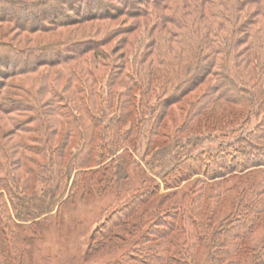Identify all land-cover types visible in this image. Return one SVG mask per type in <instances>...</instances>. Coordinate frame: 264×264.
<instances>
[{
  "label": "trees",
  "instance_id": "trees-1",
  "mask_svg": "<svg viewBox=\"0 0 264 264\" xmlns=\"http://www.w3.org/2000/svg\"><path fill=\"white\" fill-rule=\"evenodd\" d=\"M120 17L131 23L114 47L124 27L63 36L67 28ZM134 33L137 42L130 40ZM88 52L113 69L107 98L92 87L85 93L46 83L41 69L61 67L57 79L65 71L74 76L73 63ZM35 74L28 80L42 81L39 89L4 82ZM116 84L125 89L116 92ZM1 112L22 115L12 116L17 127L3 134L17 137L0 139V222L9 221V202L21 220L51 212L70 172L76 171L72 192L107 146L115 155L120 145L136 148L147 136L165 188L196 180L175 203L172 219L158 220L163 229L149 227L137 242L143 258L123 261L175 263L187 243L196 250L197 227L213 226L212 264H239L238 253L241 259L264 217V0H0ZM258 168L262 173L239 190L209 187V180ZM155 194L147 189L134 201L144 204ZM225 196L231 209L215 226ZM178 229V248L169 253L160 240ZM260 252L264 264V247Z\"/></svg>",
  "mask_w": 264,
  "mask_h": 264
},
{
  "label": "rangeland",
  "instance_id": "rangeland-1",
  "mask_svg": "<svg viewBox=\"0 0 264 264\" xmlns=\"http://www.w3.org/2000/svg\"><path fill=\"white\" fill-rule=\"evenodd\" d=\"M123 21L124 18L120 17L118 20L100 24H96V22L82 24L78 27L65 29L63 36L66 38L70 34L71 36L74 34L84 36L90 30L97 33L101 29L112 30L124 27L123 30H120L122 34L116 39L114 38L115 40L110 44L112 46L121 37L127 36L123 32L128 29L125 25L131 22ZM134 36L137 37V33L132 34L130 40L137 42ZM111 46L106 45L105 50L111 51L114 47ZM93 56V52L85 53L84 59L80 63H73L71 69L74 76L65 71L64 77L57 79L55 74L64 70L61 67L41 69V72L43 70L48 74L45 79L46 83L50 80V82L57 83L61 89L68 87L67 90L73 91L80 87L85 93H90V87H92L97 91V94L107 98L109 74L113 69L111 66L104 65L102 61L95 62ZM35 76L36 74L10 77L4 82L8 86L11 83L14 85L16 83L17 85L28 84L39 89L43 84L42 81L28 80ZM114 87L116 92L125 89V86L121 84H116ZM94 95L96 94L94 93ZM47 97L46 84V90L42 91L41 98L46 100ZM17 114V112H13L11 115L0 113V139L5 132L17 127V124L14 123V126L12 121V116L22 115L21 113ZM107 114L112 115L109 112ZM147 129L149 128L147 127ZM17 132L20 134V130ZM16 137L12 132L11 134L7 133V136L5 134L1 140L7 141L6 139H15ZM102 142L103 140H101ZM101 143L99 141V145ZM147 143L146 136L136 144V148L126 149L125 146L121 147L120 145L117 149L118 155H111L110 147L107 146L108 152L104 154V158L101 157L95 162L97 165L91 169L93 173L88 171L85 174V180L80 181L81 184L74 187L72 192L71 187L75 182L76 171L70 172L67 181H65L67 186L65 185L62 189L57 204L51 212H44L33 219L25 216L23 218L25 220H21L16 218L13 204L9 202L7 210L4 212L7 216L9 214V221L5 217L0 222V248L3 250H0V264H135L134 261L130 263L123 260L132 257L143 258L144 254L136 250L137 242L141 241L149 227L163 229L162 225L156 224L158 220L172 219L169 214L175 209V203L179 201L183 193L190 192L191 194L196 180V176H194L188 181L181 182L178 186L165 188L157 175L160 166H157V161V163H152V154L148 153ZM262 169L231 174L217 181L209 180L208 184L209 187H215L222 183L225 188L237 186V190H239L257 178L262 173ZM96 170L98 171L95 173ZM151 188L156 192L155 196L147 203L136 204L134 200L139 199L147 189ZM38 191L40 193V188ZM228 197L225 201L226 204L221 206L216 215L215 226L231 209L227 204L229 203ZM133 207L135 208L134 212L128 218ZM178 213L180 214V212ZM160 215H163L162 218ZM182 220L181 217L179 229L185 227ZM179 229L168 238L160 240L164 244H168L169 253H175L178 248L176 239ZM202 229L199 227L196 229V235L199 238L196 250L192 253L188 251L189 244L187 243L184 245V251L186 250L187 253L184 252L185 254L179 260H175V263L168 264H212L210 241L214 227H209L205 232ZM105 232H110V237L103 238L106 235ZM246 243V252L242 253L241 259L242 250L238 253L239 264H259L258 260L262 255L260 251L264 247V217L248 235Z\"/></svg>",
  "mask_w": 264,
  "mask_h": 264
}]
</instances>
